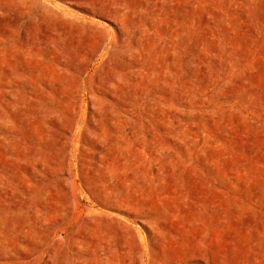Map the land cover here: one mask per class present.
I'll use <instances>...</instances> for the list:
<instances>
[{
  "label": "rangeland",
  "instance_id": "rangeland-1",
  "mask_svg": "<svg viewBox=\"0 0 264 264\" xmlns=\"http://www.w3.org/2000/svg\"><path fill=\"white\" fill-rule=\"evenodd\" d=\"M0 264H264V0H0Z\"/></svg>",
  "mask_w": 264,
  "mask_h": 264
}]
</instances>
